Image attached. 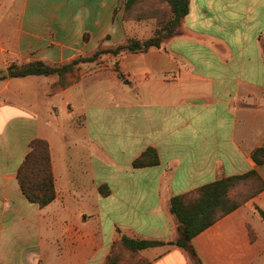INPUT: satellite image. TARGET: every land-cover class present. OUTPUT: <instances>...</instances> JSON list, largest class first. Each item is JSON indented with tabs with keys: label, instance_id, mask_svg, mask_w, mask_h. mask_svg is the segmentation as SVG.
<instances>
[{
	"label": "crops",
	"instance_id": "1",
	"mask_svg": "<svg viewBox=\"0 0 264 264\" xmlns=\"http://www.w3.org/2000/svg\"><path fill=\"white\" fill-rule=\"evenodd\" d=\"M156 23L124 0H0V70L60 66ZM178 29L62 76L0 79V264H102L122 235L164 241L139 251L149 264H264V0H188ZM34 138L49 147L45 206L16 178ZM148 148L157 163L135 166ZM251 171L263 186L193 236L197 260L166 243L172 196Z\"/></svg>",
	"mask_w": 264,
	"mask_h": 264
},
{
	"label": "trees",
	"instance_id": "2",
	"mask_svg": "<svg viewBox=\"0 0 264 264\" xmlns=\"http://www.w3.org/2000/svg\"><path fill=\"white\" fill-rule=\"evenodd\" d=\"M138 2L139 0H124L126 17L134 19L143 18L134 9ZM165 4L168 6V15L161 21L156 17L157 27L149 37L144 39L128 37L123 43L107 48L99 47L89 57L79 56L60 66L49 65L42 61L11 64L6 70H0V79L53 73L62 76L65 72L72 71L78 62L94 60L101 53L115 55L129 51H146L151 47L159 48L165 39L178 33L181 19L188 10V0H165ZM258 151L261 150H257L254 153ZM155 163H157V155L152 148L146 149L133 161L135 166H145ZM16 178L21 192L28 201L37 203L39 206H45L54 199L55 188L49 147L45 139L34 138L29 142V149L17 170ZM245 178L253 180L252 189L240 201H234L229 196L230 190L237 181ZM262 186L263 184L255 172L251 171L243 175L219 178L201 186L194 193L172 196L169 199V211L177 220L176 237L174 240L167 241L166 243L175 244L185 249L192 259L197 260L196 252L191 244L193 236L226 213L235 209L243 200ZM99 191L100 193L106 192L102 186L99 187ZM259 214L264 221V211L259 210ZM163 243L164 241L132 238L122 235L118 240L113 242L111 250L102 264H121L120 254L116 250V245L118 244L134 253L139 252L141 249ZM140 261L134 264H149L148 260H144L141 263Z\"/></svg>",
	"mask_w": 264,
	"mask_h": 264
},
{
	"label": "rangeland",
	"instance_id": "3",
	"mask_svg": "<svg viewBox=\"0 0 264 264\" xmlns=\"http://www.w3.org/2000/svg\"><path fill=\"white\" fill-rule=\"evenodd\" d=\"M134 9L143 18L157 17L160 21L165 19L169 12L165 0H139ZM252 182L251 178L237 181L230 190V198L234 201H240L252 189ZM116 250L120 254L121 264H134L140 260H147L140 252L132 253L120 244L116 245Z\"/></svg>",
	"mask_w": 264,
	"mask_h": 264
}]
</instances>
